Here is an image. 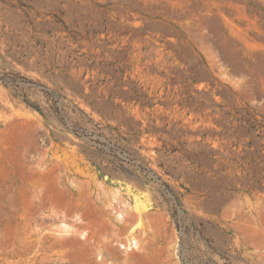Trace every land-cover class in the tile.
Instances as JSON below:
<instances>
[{"label": "rangeland", "instance_id": "obj_1", "mask_svg": "<svg viewBox=\"0 0 264 264\" xmlns=\"http://www.w3.org/2000/svg\"><path fill=\"white\" fill-rule=\"evenodd\" d=\"M0 264H264V0H0Z\"/></svg>", "mask_w": 264, "mask_h": 264}, {"label": "bare ground", "instance_id": "obj_2", "mask_svg": "<svg viewBox=\"0 0 264 264\" xmlns=\"http://www.w3.org/2000/svg\"><path fill=\"white\" fill-rule=\"evenodd\" d=\"M131 239H134V237H131ZM135 241V240H134Z\"/></svg>", "mask_w": 264, "mask_h": 264}]
</instances>
